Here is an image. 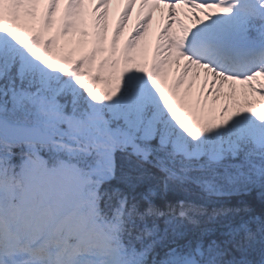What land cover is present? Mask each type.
<instances>
[{"label": "snow or ice", "instance_id": "snow-or-ice-1", "mask_svg": "<svg viewBox=\"0 0 264 264\" xmlns=\"http://www.w3.org/2000/svg\"><path fill=\"white\" fill-rule=\"evenodd\" d=\"M111 3L0 0V264H264V0Z\"/></svg>", "mask_w": 264, "mask_h": 264}, {"label": "rangeland", "instance_id": "rangeland-1", "mask_svg": "<svg viewBox=\"0 0 264 264\" xmlns=\"http://www.w3.org/2000/svg\"><path fill=\"white\" fill-rule=\"evenodd\" d=\"M119 11H120V9H118V5L115 4L113 11L110 12V15H109L108 18H107V21H108V22H107V23H108V29H107V33L105 34V35H106V39H105V41H104L105 43H108V44L110 43L112 30H113V28H114V26H115V23H116V20H117V18H118ZM85 22L87 23V26H84V25H83V27H85L86 30L89 31V33H91V31H92V20H90L89 18L85 17ZM85 22H84V23H85ZM53 34H54V33H53ZM122 36H123V35H121V36L118 38V41H120V40L122 39ZM69 38L72 39L73 41L78 40V39H81V37H79V33H76L74 36H71V37H69ZM109 38H110V39H109ZM63 39H66V38H61V40H63ZM83 39H86V40L88 41V43H87L85 46H83L82 48H78L77 51L74 53V55H79L81 52H83V51H87V50L91 47V40H92L91 35H89L88 37L83 38ZM142 46H143V45H142ZM73 47H76V45L73 44ZM104 47H105V46H104ZM153 47H154V44L151 43L150 46H149L148 54H147V56H146V60H147L148 62H150V60H151V54H152V49H153ZM104 53H105V52H104ZM104 53H98V54H97V59H99V58L102 57V56H105ZM168 77H169V76H168ZM194 83H195V82H194ZM165 86H166V84H165ZM96 87H97L98 89H101V88H103V85H101V84H97ZM182 90H183V87L181 88L180 91H182ZM197 94H198V93H196L195 88H193V89H192V94H191V99H192L193 101L195 100ZM253 101H254V102H257V106H258V107L260 106L259 103H258V101H259V97L256 98V99H253ZM223 102H224V99L221 98V99L217 102V107L219 106L220 103H223ZM228 102L230 103L231 101H228ZM242 104H243V103H242Z\"/></svg>", "mask_w": 264, "mask_h": 264}, {"label": "bare ground", "instance_id": "bare-ground-1", "mask_svg": "<svg viewBox=\"0 0 264 264\" xmlns=\"http://www.w3.org/2000/svg\"><path fill=\"white\" fill-rule=\"evenodd\" d=\"M117 1L120 3L119 7L120 6H123V0H113L112 3L109 5V11H108V15L110 13V11L114 8V2ZM164 9V8H162ZM140 11L139 9V3L137 2L135 5H133L132 9H131V15L130 17L128 18L126 24L124 25L123 27V31H128V34L131 32L132 28H133V25L135 23V20H136V17H137V13ZM187 12V11H186ZM179 14H181V12L179 11ZM158 16L160 17V14H155V19L158 18ZM134 19V20H132ZM189 21H192L191 17L187 18ZM57 23H59V18L57 20ZM151 25V24H150ZM149 25V26H150ZM178 28L179 26L176 25L175 21L173 20L172 24H171V30L174 31V32H177L178 33ZM149 29V28H148ZM48 34H51L50 33H46V35ZM127 37V36H126ZM126 39V38H125ZM146 45V40H143L141 41V45ZM105 47H107V44L105 43ZM122 47V42H117V48L120 49ZM173 67V74H172V77L176 74L177 72V69H176V66L175 65H172ZM168 72V71H167ZM201 73L203 74V71L201 70ZM204 79V74H203V77ZM198 79V78H197ZM203 82V80L201 81V83ZM201 83L198 82L197 85H200ZM240 88L241 86L240 85H237V94H236V97L235 99L239 101V103H243L244 102V99H243V96L241 95V92H240ZM223 92L224 93H227L228 92V87L227 85L224 86V89H223ZM199 93V92H198ZM222 99H224V96H221ZM250 99H256L258 97H249ZM230 107L232 106V101L229 103Z\"/></svg>", "mask_w": 264, "mask_h": 264}, {"label": "trees", "instance_id": "trees-1", "mask_svg": "<svg viewBox=\"0 0 264 264\" xmlns=\"http://www.w3.org/2000/svg\"><path fill=\"white\" fill-rule=\"evenodd\" d=\"M250 202H251V203L253 204V206L257 209V211L260 210L261 206H260V204H259L258 201H251V200H250Z\"/></svg>", "mask_w": 264, "mask_h": 264}]
</instances>
